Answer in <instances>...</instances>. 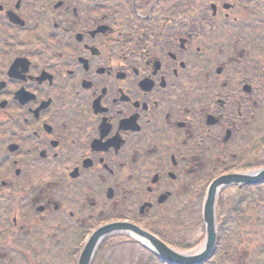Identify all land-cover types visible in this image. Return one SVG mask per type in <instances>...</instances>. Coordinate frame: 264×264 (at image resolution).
I'll list each match as a JSON object with an SVG mask.
<instances>
[{
  "label": "flooded vegetation",
  "instance_id": "obj_1",
  "mask_svg": "<svg viewBox=\"0 0 264 264\" xmlns=\"http://www.w3.org/2000/svg\"><path fill=\"white\" fill-rule=\"evenodd\" d=\"M261 1L220 23L188 0H0V264L28 237L152 226L244 161L264 51L235 21Z\"/></svg>",
  "mask_w": 264,
  "mask_h": 264
},
{
  "label": "water",
  "instance_id": "obj_2",
  "mask_svg": "<svg viewBox=\"0 0 264 264\" xmlns=\"http://www.w3.org/2000/svg\"><path fill=\"white\" fill-rule=\"evenodd\" d=\"M261 181H264V167L250 173H233L229 175H223L210 184L202 215L205 223L204 226H206V238L201 246L193 253L183 254L174 251L148 232L139 229L130 223H114L101 227L93 232L86 242L79 256L77 264H89L94 253L93 251L95 250L100 238L105 233H108L114 229L129 230L136 233L151 245V249L155 254H157L160 258H162V260L168 262L169 264H200L210 256L214 247L213 245L215 244L216 232L214 220V202L217 189L228 184H256Z\"/></svg>",
  "mask_w": 264,
  "mask_h": 264
},
{
  "label": "rangeland",
  "instance_id": "obj_3",
  "mask_svg": "<svg viewBox=\"0 0 264 264\" xmlns=\"http://www.w3.org/2000/svg\"><path fill=\"white\" fill-rule=\"evenodd\" d=\"M246 18L243 20L248 23L247 25L243 20H240V30L241 33L238 35L240 37H244L246 42H249L251 44V49L259 52L263 48L262 45H264V24H259L256 22L253 18L250 17V15H245ZM261 53V52H260ZM258 148H254V151H257ZM263 156V154H262ZM252 157V156H251ZM250 152L246 155L244 158V161H249L251 159ZM238 161V160H237ZM4 171V170H2ZM237 189V188H236ZM236 189L229 190L223 194L222 199L224 201H227V198H230L233 193L236 192ZM230 201V200H229ZM201 204H202V198H198L195 200L194 205L188 208V218L184 216V223L177 225L178 227H182L185 225L189 230L188 234H185V231L180 233V237L182 242L185 243H193L196 244L201 240V235H203V231L200 228V213H201ZM176 206L181 205V201L176 202ZM223 205H227V202H225ZM258 206H256L257 208ZM264 209V208H263ZM260 209V212L258 214L254 213V216L259 217L263 210ZM247 212L250 214L252 211H250V206L247 209ZM180 218H174L172 221L177 220ZM190 222L191 226L188 225ZM181 232V230H180ZM259 240L261 238H256L254 240V244L259 243ZM110 249L104 250V254L96 258V261H94V264H138L140 262L139 259H141L142 255L140 256V253H145L143 249H139L135 244H112ZM249 250V248H248ZM243 251V247L240 248V252Z\"/></svg>",
  "mask_w": 264,
  "mask_h": 264
},
{
  "label": "trees",
  "instance_id": "obj_4",
  "mask_svg": "<svg viewBox=\"0 0 264 264\" xmlns=\"http://www.w3.org/2000/svg\"><path fill=\"white\" fill-rule=\"evenodd\" d=\"M263 239H264V235H263ZM262 248L264 249V245L262 246ZM217 251H216V253H217ZM262 253H264V251ZM260 257L262 258L260 260L264 263V254L261 255ZM228 259H231V257L222 256L217 261H218V264H226ZM215 260H216V256L214 255V257L212 259H210L209 261H207L205 264H214V261ZM146 263L147 264H161L159 262V260L158 259H155V257L153 255L150 256V258L147 260ZM250 264H253V261L250 262Z\"/></svg>",
  "mask_w": 264,
  "mask_h": 264
}]
</instances>
